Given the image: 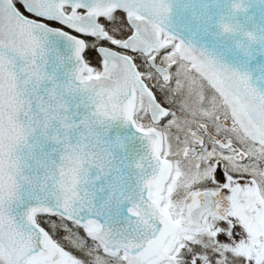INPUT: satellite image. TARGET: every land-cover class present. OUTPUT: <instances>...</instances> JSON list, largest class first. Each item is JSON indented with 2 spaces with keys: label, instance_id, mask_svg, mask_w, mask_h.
Returning <instances> with one entry per match:
<instances>
[{
  "label": "snow or ice",
  "instance_id": "1",
  "mask_svg": "<svg viewBox=\"0 0 264 264\" xmlns=\"http://www.w3.org/2000/svg\"><path fill=\"white\" fill-rule=\"evenodd\" d=\"M170 12L0 0V264H264V94Z\"/></svg>",
  "mask_w": 264,
  "mask_h": 264
},
{
  "label": "water",
  "instance_id": "2",
  "mask_svg": "<svg viewBox=\"0 0 264 264\" xmlns=\"http://www.w3.org/2000/svg\"><path fill=\"white\" fill-rule=\"evenodd\" d=\"M237 0H166L171 12L162 27L177 41L210 53L219 63L250 78L264 94V0H242L245 12L234 13ZM234 33H224L222 24ZM247 33L256 37L247 38Z\"/></svg>",
  "mask_w": 264,
  "mask_h": 264
}]
</instances>
